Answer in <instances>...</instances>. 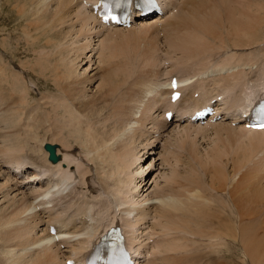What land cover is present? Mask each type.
<instances>
[{
	"label": "bare ground",
	"instance_id": "bare-ground-1",
	"mask_svg": "<svg viewBox=\"0 0 264 264\" xmlns=\"http://www.w3.org/2000/svg\"><path fill=\"white\" fill-rule=\"evenodd\" d=\"M96 1L0 0V264H78L117 224L138 264H264V129L239 116L264 92V0L133 2L126 26Z\"/></svg>",
	"mask_w": 264,
	"mask_h": 264
},
{
	"label": "rangeland",
	"instance_id": "rangeland-1",
	"mask_svg": "<svg viewBox=\"0 0 264 264\" xmlns=\"http://www.w3.org/2000/svg\"><path fill=\"white\" fill-rule=\"evenodd\" d=\"M8 23H9V21H8ZM12 36H13V34H12ZM21 51V48L18 50V54L19 55H21V57H23L24 58V54L25 53H19ZM27 55H28V53H27ZM20 57V56H19ZM22 58V59H23ZM17 62H19V60H16V63ZM18 64V63H17ZM39 166V165H38ZM247 167H249V166H247ZM253 167H256V166H253ZM253 167H252V165H251V170L253 169ZM245 170H247V168L245 169ZM245 170H243V172H241V175H242V173H244V171ZM245 173H246V171H245ZM255 186V187H254ZM263 188V187H262ZM249 189H251L252 191L249 193V199L251 198V202H253L254 201V199H255V197H258L259 195H260V193H261V189H259V185H257L256 183H254ZM254 189V190H253ZM260 190V191H259ZM259 198V197H258ZM257 198V199H258ZM246 223L248 222V220H246L245 221ZM251 241V238L250 237H247L246 238V241H244V243L242 244V246L243 247H245L247 250H249V242ZM240 242H241V240H240ZM239 242V243H240ZM234 246V245H233ZM239 248L240 247H236V246H234V248H233V250H231V252L230 253H228L227 254V257H229V256H231V254H234L235 253V250H239ZM203 251V250H202ZM190 253H193V252H190ZM198 253V254H197ZM203 252H201V254H202ZM196 254L198 255L197 256V258H196V260H198V259H202V258H207L208 256H210V258L212 257V259H210V262L209 261H207L206 263H210V264H226V261L224 260V258H218V256L216 255V254H218V253H216V254H214L213 256H211L212 255V253H210L209 254V252L208 253H206V254H204L203 255V257H200V256H202V255H200L199 256V252H195V254L193 253V254H191L190 255V257H189V254L188 253H186V254H175V255H171L172 256V258L170 257V259H168V264H190V262H191V264H192V262L194 261V260H192L194 257H196ZM208 254V255H207ZM177 255V256H176ZM183 255V256H182ZM216 255V256H215ZM185 256V257H184ZM191 256H192V259H191ZM223 256H224V253H223ZM199 257V258H198ZM188 258L189 259H191L190 260V262H187V260H188ZM218 259V260H217ZM223 259V260H222ZM170 260H172V261H170ZM213 262H212V261ZM170 261V262H169ZM233 263H234V260L232 261ZM232 263V264H233ZM198 264H201V263H198Z\"/></svg>",
	"mask_w": 264,
	"mask_h": 264
},
{
	"label": "water",
	"instance_id": "water-1",
	"mask_svg": "<svg viewBox=\"0 0 264 264\" xmlns=\"http://www.w3.org/2000/svg\"><path fill=\"white\" fill-rule=\"evenodd\" d=\"M46 149L49 151V158L50 159H54L55 158V154H54L53 149L50 147V145H47Z\"/></svg>",
	"mask_w": 264,
	"mask_h": 264
},
{
	"label": "snow or ice",
	"instance_id": "snow-or-ice-1",
	"mask_svg": "<svg viewBox=\"0 0 264 264\" xmlns=\"http://www.w3.org/2000/svg\"><path fill=\"white\" fill-rule=\"evenodd\" d=\"M149 3H151V0H148ZM173 86L175 87V84H173ZM262 127H264V125H262Z\"/></svg>",
	"mask_w": 264,
	"mask_h": 264
}]
</instances>
